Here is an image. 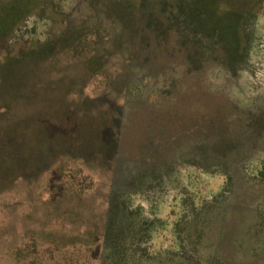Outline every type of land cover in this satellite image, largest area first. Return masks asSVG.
Returning a JSON list of instances; mask_svg holds the SVG:
<instances>
[{"label":"rangeland","instance_id":"rangeland-1","mask_svg":"<svg viewBox=\"0 0 264 264\" xmlns=\"http://www.w3.org/2000/svg\"><path fill=\"white\" fill-rule=\"evenodd\" d=\"M189 257L264 264V0H0V264Z\"/></svg>","mask_w":264,"mask_h":264},{"label":"trees","instance_id":"trees-1","mask_svg":"<svg viewBox=\"0 0 264 264\" xmlns=\"http://www.w3.org/2000/svg\"><path fill=\"white\" fill-rule=\"evenodd\" d=\"M237 52V49L236 51ZM233 54L235 55V53L233 52ZM123 235V228L120 226H117L116 231H115V236L114 238H112L111 243L112 245H114L115 247L117 245H119V238ZM187 264H201L197 259H194L193 257H189L187 258Z\"/></svg>","mask_w":264,"mask_h":264}]
</instances>
